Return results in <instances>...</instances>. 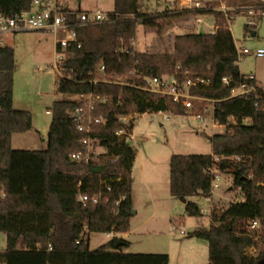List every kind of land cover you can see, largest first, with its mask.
Listing matches in <instances>:
<instances>
[{
    "label": "trees",
    "instance_id": "obj_1",
    "mask_svg": "<svg viewBox=\"0 0 264 264\" xmlns=\"http://www.w3.org/2000/svg\"><path fill=\"white\" fill-rule=\"evenodd\" d=\"M30 4L31 0H0V11L14 16ZM255 7L264 11V0H257ZM199 12L212 15L217 29L177 35L173 53L141 52L131 39L139 23L161 32L162 17L185 10L151 12L143 8L142 0H114L108 21L77 27L82 46H72L63 64L71 77L56 81V94L70 98L53 102L43 150L12 148L14 134L32 129L33 115L14 107L15 53L9 45L0 47V191L5 192L0 197V232L7 240L0 251L2 264H169L166 253L125 251L130 245L125 239L119 246L110 239L96 249L90 247L91 233L129 230L136 154L117 134L130 129L119 117L160 111L186 114L182 104L145 90L144 79L130 74L131 69L150 76L179 72L181 79L186 71L190 77L210 79L208 85L192 87L191 94L210 100L213 118L225 131L211 136L210 154L171 156L170 192L180 199L210 197L213 171L231 173L244 199L213 207L210 226L195 229L192 236L209 243L208 264H260L247 248L258 243L248 229L256 220L263 228L259 237L264 243V89L257 87L255 76L249 79L240 71L237 45L226 24L230 17L216 10ZM102 65L108 80L95 81ZM242 83L257 88L232 95ZM90 93L108 98L95 110L107 121L86 134L77 129L71 111L83 103L79 96ZM88 137L100 141L107 152L99 161H72L71 154L84 150ZM103 180L111 185L108 202H80L81 193L106 190ZM121 195L126 198L117 205ZM185 209L188 215L202 216L195 201L188 200Z\"/></svg>",
    "mask_w": 264,
    "mask_h": 264
},
{
    "label": "rangeland",
    "instance_id": "obj_2",
    "mask_svg": "<svg viewBox=\"0 0 264 264\" xmlns=\"http://www.w3.org/2000/svg\"><path fill=\"white\" fill-rule=\"evenodd\" d=\"M160 1L169 2L142 0V6L147 11L159 12L154 5ZM220 1L232 8L226 15L230 17V19L227 17L226 24L233 33L236 45L251 51L264 48V16L251 17L247 13L248 7H255L257 0H218L215 3L218 4ZM171 2L174 9L181 10L177 0ZM73 5H80L83 10L99 8L110 12L114 8V0H81L74 2ZM203 18L204 31L211 32L213 29L211 25H216L214 17L206 15ZM251 20L255 21L254 25L250 24ZM174 22H178L179 26L183 27L174 30L177 35L200 32L201 26L196 23L194 16L188 13L182 14L179 18L173 15L162 17L160 23L163 24L164 29L161 32L155 27L139 23L134 36L136 50L173 53L176 36H168L165 29ZM3 39L15 53V108L28 110L33 115L32 129L14 135V149L31 151L46 149L53 102L57 99L70 98L56 94V81L59 77L53 67L55 36L48 32L27 30L5 34ZM238 65L242 74L254 75L257 83L264 86V57L254 53L246 54L238 61ZM194 103V110L191 112L186 110V114H175L171 111L133 113L126 120L130 129L122 138L131 140L136 154L132 166L133 210L136 214L132 216L131 232L127 234V238H123L120 234L117 236L130 242L124 250L133 253H166L172 256V264L209 263L207 241L193 236L188 237L195 231L196 224L202 218L188 215L181 199L170 192L171 156L210 154L211 136L223 130L222 127L213 125L212 105L209 102ZM198 113L202 114L206 126L197 118ZM259 128L262 129V126L259 125ZM131 133L134 134L133 139L130 137ZM97 150L102 149L98 147ZM221 176L223 181L220 187L211 193L212 201L208 203L205 198H200V205L198 204L200 208L210 204V214L213 207H226L232 201L244 199L241 189L234 187L231 173H221ZM253 225L254 223L251 222L248 229L258 243L248 247L247 253L259 257V263L264 264L262 254L264 243L259 237L263 228L260 222L255 227ZM182 229L186 230L187 234H181ZM109 240L106 233H91L90 247L96 249ZM6 244V234L0 232V251L6 248Z\"/></svg>",
    "mask_w": 264,
    "mask_h": 264
},
{
    "label": "built area",
    "instance_id": "obj_3",
    "mask_svg": "<svg viewBox=\"0 0 264 264\" xmlns=\"http://www.w3.org/2000/svg\"><path fill=\"white\" fill-rule=\"evenodd\" d=\"M81 0H31L29 9L22 11L14 16H7L0 11V47L5 46V41L3 36L8 33H19L27 30H38L43 32L52 33L55 36V71L60 78H70L71 74L68 68L63 64L66 61L69 49L72 46L80 48L82 43L78 36L77 27L81 26H94L102 24L109 19V11L103 9H91L83 10L79 6H74V2H80ZM181 10L187 11L188 14L194 16L196 23L201 26L200 30L203 29L204 16L208 14L200 13L199 11L204 10H216L224 12L226 15L231 7L226 6L222 1L218 4L215 2L218 0H177ZM247 13L251 17L264 16V11L257 10L256 7H248ZM251 25L255 24L254 20H251ZM213 29L211 32H215L217 29L216 25L211 26ZM132 43L134 38L131 39ZM239 60L243 58L244 55L254 53L259 57H264V48H259L255 51H251L246 47L237 46ZM100 76L95 79L107 81L105 75V66L99 67ZM130 74L137 75L145 81V90L158 95L161 98H171L173 101L182 104L187 111L191 112L194 110L196 101L210 102L209 99L202 98L191 94L192 87H199L202 85L210 84V79L204 76H197L195 78L190 77L184 72L185 77L179 78V72L175 74H165V75H146L145 73L137 70H129ZM103 75V77H102ZM249 79L254 78V75H249ZM225 83L228 82L227 78H224ZM259 87V86H257ZM255 85H249L247 83H242L238 88L232 91V95H246L257 88ZM264 89V88H263ZM78 98L82 99L83 103L71 111V117L73 118L76 127L79 131L86 134H91L94 127L97 125L104 124L107 120L102 115H96L95 110L100 102H106L107 97L102 95H96L93 93L87 95H81ZM49 112V111H48ZM162 112V111H160ZM124 114L119 118L125 124L126 120L132 115ZM197 118H199L203 125L206 126L205 119L201 113H198ZM212 123L214 126H224L220 125L213 118V106H212ZM127 126H129L127 124ZM225 127V126H224ZM127 128L118 131V135L123 137L127 134ZM126 139V138H125ZM129 138L126 140L128 141ZM84 150L73 152L70 156L71 160L74 162H90L92 160L99 161L100 155L107 152V149L100 144V141L93 138H86L83 140ZM100 147L102 150L98 151L97 148ZM218 159V157L216 158ZM222 179L221 172L215 169L213 171V181H212V191H215L220 187V181ZM117 180H120L119 178ZM102 183L106 185V190L101 189L93 194L81 193L79 195V200L84 205L87 203H100L108 202L110 200L111 185L108 181L103 180ZM5 192L0 191V197H4ZM126 198V195H121L116 204ZM189 200L194 201L192 198ZM255 227L258 225V221L253 222ZM114 230H110L106 233L109 239H113L116 236ZM184 234L185 231L181 230Z\"/></svg>",
    "mask_w": 264,
    "mask_h": 264
},
{
    "label": "crops",
    "instance_id": "obj_4",
    "mask_svg": "<svg viewBox=\"0 0 264 264\" xmlns=\"http://www.w3.org/2000/svg\"><path fill=\"white\" fill-rule=\"evenodd\" d=\"M156 1V0H155ZM167 1H169V2H166V3H161V1L160 2H158L156 5H154V8L155 9H157L159 12L160 11H162V10H166V9H169V10H173L174 9V7H173V5H171L170 4V1H172L171 3H173L174 2V0H167ZM162 5H161V4ZM167 7V8H166ZM182 14H180V15H173V17H175V18H179L180 16H181ZM205 17V16H204ZM208 17V16H207ZM179 20V19H178ZM212 25H214V24H212ZM211 25V26H212ZM183 29V27L182 26H179V24H178V22L177 23H173V24H170L166 29H165V33H167V35L168 36H177V34H175L174 33V30L175 29ZM212 28V27H211ZM201 31V30H200ZM212 31V30H211ZM205 32V31H204ZM193 33H195L194 31H193ZM254 34L256 33V32H253ZM135 43H136V39L134 38V41H133V44H134V46H135ZM135 49H136V46H135ZM256 78V77H255ZM256 84H257V86H259V87H261V88H264V86H260L258 83H257V81H256ZM14 107H15V104H14ZM49 113V112H48ZM220 127H222L223 128V130H220L219 132H224L225 131V127L224 126H220ZM135 128V127H134ZM134 128H133V131H134ZM28 132V131H27ZM24 133H26V132H24ZM17 134V133H16ZM15 135V134H14ZM14 135H13V137H14ZM133 136H134V134L133 133H131V135H130V137H131V139H133ZM13 137H12V148L14 149V146H13ZM128 141H129V143L131 144V140L130 139H128ZM212 153V152H211ZM135 161V160H134ZM222 179H223V176H222ZM221 179V181H220V185H221V182L223 181ZM132 198H133V195H132ZM196 198L197 197H192V199L196 202V203H198L199 205H200V198L202 199V198H205V200L208 202V203H210L211 201H212V197L210 196V197H203V196H198V198H199V200H197L196 201ZM186 199V198H185ZM190 198H187L186 199V201H188ZM243 200V199H242ZM181 202L185 205L186 204V202H184L182 199H181ZM209 205L210 204H207V206H204V207H201V211H202V216H201V218L202 219H200V221L196 224V227H195V229H197V228H199V227H209L210 226V224H211V217H210V210H209ZM134 214H136V211H135V213ZM132 216H133V214H132ZM131 216V218H130V224H129V230L128 231H126V232H117L116 233V236H118L119 234L123 237V238H127V234L128 233H130L131 232V223H132V217ZM183 230V229H182ZM185 231V233L184 234H187V232H186V230H184ZM181 232V231H180ZM182 234V233H181ZM189 238H191L192 237V235H189L188 236ZM208 243V242H207ZM97 248V247H96ZM208 249H209V243H208ZM125 251H127V252H129L128 250H125ZM169 264H172V256L170 255L169 256ZM179 264V263H178Z\"/></svg>",
    "mask_w": 264,
    "mask_h": 264
},
{
    "label": "water",
    "instance_id": "obj_5",
    "mask_svg": "<svg viewBox=\"0 0 264 264\" xmlns=\"http://www.w3.org/2000/svg\"><path fill=\"white\" fill-rule=\"evenodd\" d=\"M200 33H204V30H201ZM184 202H187L185 198L182 199ZM135 213V210H132V214ZM115 243L116 246H119L122 243V240L120 238H118L117 236H115L112 239ZM260 264H263V262H260Z\"/></svg>",
    "mask_w": 264,
    "mask_h": 264
}]
</instances>
